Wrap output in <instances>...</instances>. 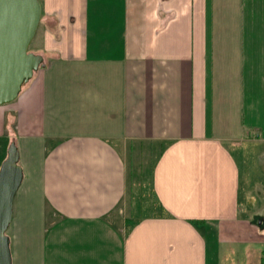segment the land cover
<instances>
[{
  "label": "crops",
  "instance_id": "crops-1",
  "mask_svg": "<svg viewBox=\"0 0 264 264\" xmlns=\"http://www.w3.org/2000/svg\"><path fill=\"white\" fill-rule=\"evenodd\" d=\"M40 3L45 65L0 106V164L14 142L23 171L12 264H264V207L245 208L233 154L264 0Z\"/></svg>",
  "mask_w": 264,
  "mask_h": 264
},
{
  "label": "water",
  "instance_id": "water-1",
  "mask_svg": "<svg viewBox=\"0 0 264 264\" xmlns=\"http://www.w3.org/2000/svg\"><path fill=\"white\" fill-rule=\"evenodd\" d=\"M39 0H0V106L13 102L45 65L41 54L28 50L40 24ZM14 142L0 164V264H12L10 237L13 201L23 180Z\"/></svg>",
  "mask_w": 264,
  "mask_h": 264
},
{
  "label": "rangeland",
  "instance_id": "rangeland-1",
  "mask_svg": "<svg viewBox=\"0 0 264 264\" xmlns=\"http://www.w3.org/2000/svg\"><path fill=\"white\" fill-rule=\"evenodd\" d=\"M43 21V16H41L35 38L29 49V51L41 55L40 45L43 32L46 29V25ZM263 77L264 74L260 73L257 79L258 85L255 87L254 91L248 89L245 101V138L241 144V148H235L233 150V154L237 158L241 170L243 196H246L247 191H249L248 198L245 201V208L249 211H262L264 207V84L262 80H260V78ZM152 156H154V154L148 152L142 156L138 154L133 155L135 159L133 165H137V168L135 169L136 174L133 176L132 181H136V187L140 180L143 182L142 180L149 178V174H146V172L142 174V171H145L147 167L148 172L150 171ZM140 157L141 159L138 160ZM131 169L132 166L130 167V170ZM147 188L148 186L143 182V185L138 186L139 190L132 196V203H134L133 206H135L132 219L141 216L144 211H147L146 207H142L146 202V196L148 194ZM251 195L254 198L253 201H250L252 199L250 197ZM7 235H9V228L7 230ZM225 264H229V261H226Z\"/></svg>",
  "mask_w": 264,
  "mask_h": 264
},
{
  "label": "trees",
  "instance_id": "trees-1",
  "mask_svg": "<svg viewBox=\"0 0 264 264\" xmlns=\"http://www.w3.org/2000/svg\"><path fill=\"white\" fill-rule=\"evenodd\" d=\"M34 38H35V36H34ZM34 38H33V40H34ZM33 40H32V42H33ZM32 42H31V44H32ZM31 44H30V46H31ZM30 46H29L28 50L30 49Z\"/></svg>",
  "mask_w": 264,
  "mask_h": 264
}]
</instances>
